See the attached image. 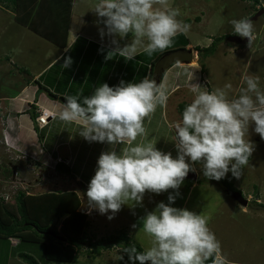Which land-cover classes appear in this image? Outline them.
I'll list each match as a JSON object with an SVG mask.
<instances>
[{
  "label": "clouds",
  "instance_id": "obj_1",
  "mask_svg": "<svg viewBox=\"0 0 264 264\" xmlns=\"http://www.w3.org/2000/svg\"><path fill=\"white\" fill-rule=\"evenodd\" d=\"M94 12L103 19L107 29L106 33L100 30L102 38L107 34L123 39L130 33L133 37L123 47L112 39L115 47L108 52L106 60L118 55L131 61L141 45L150 57L157 50L171 47L177 34L187 33L191 27L177 19L179 9L171 7L169 0H98ZM230 23L236 35L247 38L250 47L255 38L253 21L241 18ZM180 63L176 61L177 65ZM71 64L68 58L62 67L68 68ZM245 83L246 88L241 89L240 95L231 99L226 91L231 89V84L212 91L199 84L190 85L194 98L184 108L182 119L173 125L175 158L171 152L157 149L152 142L134 144L137 137L146 134L145 118L166 102L164 84L157 85L148 77L138 83L121 80L114 87L107 83L95 87L93 94L84 96L82 101L79 95L65 97L59 119L80 125L79 136L90 143L125 145L119 151L112 148L100 154L85 193L90 209L101 215L113 213L108 216L111 220L128 201L142 205L146 192L157 195L170 189L176 192L168 196L167 204L158 203L141 218L140 230L151 238V246L144 252H138L133 245L125 247L123 253L131 264H207L208 261L231 264L208 227L206 216L171 205L189 172L196 171V164L201 165L207 180L220 181L229 172L240 179L254 151L252 142L245 139L250 125L255 126L254 132L264 140V91L259 88L258 76L249 75ZM43 110L51 112L47 109L40 112ZM33 123L41 129L49 121L40 126L36 115ZM5 130L1 138L7 134ZM41 148L44 149L43 145ZM53 158V167L59 162L66 164L60 156ZM17 243L10 242L13 246Z\"/></svg>",
  "mask_w": 264,
  "mask_h": 264
},
{
  "label": "rangeland",
  "instance_id": "obj_2",
  "mask_svg": "<svg viewBox=\"0 0 264 264\" xmlns=\"http://www.w3.org/2000/svg\"><path fill=\"white\" fill-rule=\"evenodd\" d=\"M97 2L98 0H74V16H81L87 22L82 31L83 37L79 38L77 46H94V44H89L84 39L85 37H91L92 40L102 45H113L111 41L114 38L122 44V47L130 43L133 38L131 33L123 39L107 34L103 38L101 37L100 30L104 29L106 33L107 29L103 19L94 12ZM169 4L171 7L179 9L180 15L177 19L191 26L189 31L183 34L193 46L207 47L211 45L212 41H215V50L203 59L205 63L203 79L208 80L206 87L210 88V91L215 88L223 89L226 84H231V89L226 90L229 99L238 97L241 89L246 88L245 78L249 75L259 77V88L264 91V12L259 14L256 20H252L255 38L250 47L247 38L236 35L230 23L234 19L251 17L258 11L255 10L256 8L264 6V0H259L258 4L244 0H169ZM196 16L199 17V20L195 19ZM14 17L15 14L12 11L0 4V24L4 23L5 29L0 28V98L2 99L0 109L3 108L5 95H14L22 87L24 81L28 80V76L19 71L20 65H23L30 73H34L40 67L42 68L58 50L56 45L36 34L27 38V29H22L11 21V19L14 20ZM74 18L76 20V17ZM187 19L190 22L186 21ZM8 26L10 27L8 28ZM2 29L4 30L3 37ZM8 31L13 32L10 39ZM17 31L20 34L16 36ZM73 35L74 30L71 29L69 37L72 38ZM93 35L96 36L93 37ZM142 49V45L138 46L137 51ZM7 60L10 62H6ZM48 74L51 75L52 71H49ZM28 90L32 92L31 88ZM32 90L35 91L34 86ZM172 99L175 100V97ZM28 107L25 106V109ZM2 111L4 109L0 110V113ZM40 114V109H37V117ZM54 117L52 114L48 117V121ZM158 121L157 117H154L150 124L157 126ZM3 123L8 131L4 137L1 138L2 132L0 136V208H15L13 197L17 189H26L27 194H35L50 189H74L76 187L72 185L74 183V180L71 179L73 176L59 175L56 166L53 167L54 158L49 153L46 151L44 152L47 155L40 153L37 137L31 141L29 139L24 143L25 145H21L17 143L15 135H10L7 121H3ZM144 126H146L145 121ZM254 127V125H250L248 136L245 137V139L249 138L254 145V151L248 164L242 169V176L240 179H236L229 172L224 178L248 199L246 205L239 204L232 199L222 184L203 179L199 164L194 165L197 173L196 182L185 179L178 190L179 195L176 196L175 203L171 205L206 216L208 227L220 241L222 252L231 261V264H264V207L261 205H264V140H261L259 135L254 132ZM149 131L150 133L146 131V134L141 136L140 143H153L155 137L156 142L162 140L159 133L163 134L164 132H155L153 127H150ZM68 139H70L69 136ZM167 141L169 140L167 139ZM137 142L136 140L134 144ZM55 146L57 153L66 158L69 149L58 147L59 145L56 144ZM162 151L165 150L162 149ZM176 155L177 153L172 154L173 158ZM7 168L11 169V175L6 173ZM193 182L195 185L191 186ZM170 194L176 195V192L171 189L159 195L146 192L142 205L128 201L119 212L114 214V218L111 220L108 219V216H112L113 213L108 212L101 215L98 211L90 209L87 205V198H83L80 208L88 212V221L90 222L86 232L89 237L94 238L126 234L129 236L130 242L139 245L144 252L151 246V238L140 230L142 228L141 218L147 212L153 211L158 203L167 204ZM34 207L62 208V202L56 197H45L40 204H34ZM133 224L137 225L135 229L132 228ZM58 230H60L59 226ZM16 238L18 237H8L12 244L19 242ZM1 242L8 243L7 239L1 240ZM32 245L33 253L41 257L42 249L39 244L33 243ZM47 249L53 250V246ZM117 249L118 246L113 245L95 258L82 253L73 263L44 261V264H128L124 258L120 259L121 256H118L120 254L117 253ZM57 251L59 248L56 253ZM1 252L4 253L2 249ZM19 252H31L19 249L12 254L13 258L19 259L17 264H24L25 261L18 256Z\"/></svg>",
  "mask_w": 264,
  "mask_h": 264
},
{
  "label": "trees",
  "instance_id": "obj_3",
  "mask_svg": "<svg viewBox=\"0 0 264 264\" xmlns=\"http://www.w3.org/2000/svg\"><path fill=\"white\" fill-rule=\"evenodd\" d=\"M244 1H252L255 4L259 3V0ZM0 4L12 11L15 14V20L33 33L43 37L58 47L64 48L67 46L73 0H0ZM259 9H264V6H260L255 10ZM195 19L199 20V17L196 16ZM186 21L189 22V19ZM217 41H219L218 38ZM188 43V38L185 37L183 33H179L174 38L171 47L163 51L157 50L150 57L142 50L138 52L131 61H126L123 57L118 55L113 56L111 60H106L105 57L111 50L104 46H98V50L87 49V51H78L74 46L76 52L78 54L80 53L82 56L81 61H79V72L77 75H74L76 78L85 75L88 81H86L87 83L85 82L86 84L81 91L78 86H76L77 84H71V88L69 86L67 90L69 91L67 95H62L53 92L46 85L40 83L39 80H34L33 82L37 85V91H43L49 98L58 99L63 104L65 103V97L69 95H79L81 101L84 96L92 95L95 88L93 87L92 89L90 80L95 81L97 84L106 83V78H108L110 72L111 75L107 82L109 87L117 86L121 80L126 83H138L144 77L155 80L157 85H159L165 70L169 66L178 61L179 58H190L191 49L186 46ZM215 45V41H212L211 45L207 47H199L198 45L193 47L200 55L199 64L202 72L205 70L203 59L206 58V55L215 50ZM19 71L28 75L25 69L21 68ZM65 86V83L60 84L62 89L65 88ZM90 89H92L91 92H89ZM187 105V102H180L177 105V110L181 119L183 110ZM35 112L36 111H31L30 114L33 121L36 117ZM34 128L37 131L38 138L44 140V137L46 138V126L39 129L36 124H34ZM56 170L61 175L72 177L78 174L77 172L80 169L65 164L64 162H59L56 164ZM6 173L11 175V169L7 168ZM203 179L207 180L204 176ZM208 181L220 183L228 191L236 190L225 179H221L220 181ZM16 191L13 197L15 208L0 209V235L5 238L18 237L17 239L20 243H24V240H28L39 244L42 249L41 256H45V262L73 263L77 261L78 256L82 253L86 256L95 258L102 255V253L111 246L117 245V253L120 254L117 255L123 256L128 264H131L128 260V256L123 253V249L133 245L137 248L138 252H143V249L139 245L130 242V238L126 234L102 236L99 238L89 237L86 232V229L90 225L88 214L85 212L79 213L80 200L75 192H68V190H65L67 192H63L64 190L62 189H50L46 192H42L41 194L44 197L43 200L45 197H56L62 202V208L51 209L48 219L41 217V220H38L33 216L32 210H30V202L26 201L27 190L17 189ZM30 195L34 194H29L28 196ZM261 205L264 207L263 204ZM58 226L60 230H58ZM73 229L74 231H72ZM119 236L120 238H118ZM51 246H53V250H48L47 248ZM58 248L59 251L57 253L52 252L58 250ZM18 256L21 257L26 264H42L41 260L29 253L19 252ZM207 264H211V261H208Z\"/></svg>",
  "mask_w": 264,
  "mask_h": 264
},
{
  "label": "crops",
  "instance_id": "obj_4",
  "mask_svg": "<svg viewBox=\"0 0 264 264\" xmlns=\"http://www.w3.org/2000/svg\"><path fill=\"white\" fill-rule=\"evenodd\" d=\"M73 7H74V0H73V5H72V11H71L70 26L68 30V34H69L71 29H73L74 35L72 38H70L68 35L67 46L64 48L56 46L58 50L54 52L55 55L51 57L47 61V63L44 64L42 68L40 67L34 73L33 72L30 73L27 69H25L23 65H20V68L18 69H21V68L25 69L28 72L27 76L29 80L24 81L22 87L18 91L19 93L17 92L14 95L2 94V95H5L6 97L3 100L4 104H3L2 109H4V111H2L0 114V136H1V132L3 133V130H5V125L3 121L6 118V121L9 127V133L12 136L14 135L16 136L17 143L21 145H25L24 143L26 141H29V139L31 141V139H33L34 137L35 138L37 137L36 138L38 139L37 141L41 143L40 147H42L43 145V148L49 154H52L53 157L56 155L60 156L63 158L66 164L72 165L75 168L78 167L80 169L77 172L78 174L73 175V178H71L72 180H74V183L71 181L73 183L72 185H75L76 187L74 189H62V190H64L63 192H67L65 190H68V192H75L76 195L79 196V200L81 203L83 198H87L85 195L87 191V186L90 183L91 178L95 174V170H96L95 166H97V160L100 154L104 151H109L112 148H115L118 151L119 148H122L125 145H109L107 143H98V142L90 143L86 141L84 138L78 135V132L80 131V125L76 123H66L59 119V113L62 110L63 103H61L58 99L49 98L46 95V93L43 91H37L36 84L33 82L34 80H39L40 83H42L43 85H46L53 92H56L57 94H62V95H67V93L69 92L67 90L69 89V86L71 84L73 85L77 84L76 86H78L79 90L81 91L83 86H85V84L88 81L85 75L79 76V78L75 77V75H77L79 72V61H81V58H82L81 54L80 53L78 54L76 52V48L78 51H87V49L98 50V46H104L110 50L114 49L115 45H110V44L102 45L98 43L97 41L92 40L91 37L90 38L85 37L84 39L88 41L89 44H94V46H77L79 42V38L83 37L82 31L84 30L85 25H87V22H85L84 18L82 19L81 16H74ZM74 17H76V20ZM73 18H74V21L72 20ZM11 21L18 24L22 29H27V38H29L30 35H32L31 37L35 35V33L30 31L27 27L22 26L20 23H18L15 20V18L14 20L11 19ZM9 27L10 26H8V28ZM0 28L4 29V23L0 24ZM3 29L1 33L2 37H3V31L5 30ZM12 34L13 32L8 31L9 39L12 37ZM18 34H20L19 31L16 32V36ZM95 36L96 35H93V37ZM74 46L76 48H74ZM119 46L122 47V44L119 43ZM186 46L187 48L191 49V53H190L191 56H189L190 58H187V59L179 58L178 60L181 62L179 65H177L175 62L174 64L169 66L165 70L161 78V81L159 83V84H164L165 86V92L167 96L166 102L161 105H158L155 112L151 114L149 117L145 118L146 131L150 133L149 128L153 127V130L155 132H160V131L164 132L163 134L159 133V137H161L162 139L161 141L156 142V137L154 141L152 139L150 140L153 141L154 144L156 143L157 149L161 151L162 149H164L165 151L163 152H171L172 154L177 153L175 149V145H174L175 129L173 128V125L175 122L181 120L180 114L177 110V105L180 102H187L188 104L191 103L195 95L190 90L191 84L193 83L199 84L202 87H206V85H208V80L206 78L203 79L204 72L201 71V66L199 64L198 51L193 48L194 46L190 42ZM138 52L140 51H137V53ZM68 58H71L72 64L68 68H63L62 65L64 64L65 60ZM6 62L9 63L10 60H7ZM49 69L50 71H52L51 75L48 74ZM177 73H179V75H177ZM190 74H193V75H190ZM110 75H111V72L109 73L108 78H106V81H105L106 83L108 82ZM203 80H206V81L204 82ZM90 82L92 85L91 86L92 89L93 87L95 88V87H98L104 84V83L97 84L93 80H90ZM63 83H65L66 86L65 88L62 89V87H60V84H63ZM33 86L35 87V91L32 90ZM29 88H31L32 92H29L28 90ZM92 89H90L89 92H91ZM208 90L210 91V88H208ZM24 91H26V93H24ZM173 97H175V100L172 99ZM178 98L182 100H179ZM1 100L2 99L0 98V101ZM25 106H29V107L25 109ZM37 109H40V110L47 109L49 111H52L55 116L53 119L49 120V124L46 126L47 127V130L45 132L46 138L44 137V140L38 138L37 132L34 128L33 120L31 119V115H30L31 111H36ZM154 117H157V119L159 120L157 123V126L150 124ZM68 136L70 137V139H68ZM167 139L169 141H167ZM141 140H142L141 137H137V141H138L137 143H140ZM55 144L59 145L58 147L60 146L61 148L67 147L69 149L68 155L67 156L65 155L66 158L61 156V154L59 155L57 153ZM196 180H193V181L196 182ZM194 182L193 184L191 183V186L195 185ZM82 189L84 190V192ZM77 192H79V194ZM29 194L31 193L27 194L26 201L30 202V210H32L33 216L36 219L41 220V217L48 219V216L51 213V209H59V208H35L34 204H40L43 201L44 197L42 196L41 193H35L34 195H30L29 196L30 198H28ZM29 202H28V206H29ZM79 209H80L79 213L86 212L82 208H80V205H79ZM86 213L88 214V212ZM0 239L3 241L7 239L8 241V243L4 244V242H1L0 240V264H17V261H19V259L13 258L12 254L14 252H17L19 249L28 250L29 252H31L29 254L35 256L36 258L41 260L42 264H44L45 256L43 255L40 257L38 255H35L31 249L33 247L32 244L35 242L24 240L23 241L24 243L19 242L15 246H13L10 244V241L8 238H5L2 235H0ZM1 249L4 251V253L1 252ZM53 252L56 253V251H53ZM24 264L26 263L24 262Z\"/></svg>",
  "mask_w": 264,
  "mask_h": 264
},
{
  "label": "water",
  "instance_id": "obj_5",
  "mask_svg": "<svg viewBox=\"0 0 264 264\" xmlns=\"http://www.w3.org/2000/svg\"><path fill=\"white\" fill-rule=\"evenodd\" d=\"M262 12H264V9L258 10L256 13H254L248 19L256 20L257 16L259 14H261ZM196 178H197V173L196 172H189L188 176L186 177V179H191V180H196ZM228 193L231 196V198L234 199L239 204H242V205H246L247 204L248 199L245 198L243 196V194L241 192H239L238 190H231V191L229 190Z\"/></svg>",
  "mask_w": 264,
  "mask_h": 264
},
{
  "label": "built area",
  "instance_id": "obj_6",
  "mask_svg": "<svg viewBox=\"0 0 264 264\" xmlns=\"http://www.w3.org/2000/svg\"><path fill=\"white\" fill-rule=\"evenodd\" d=\"M49 115L52 116L51 112L43 110L41 114L37 117V122L40 126L47 124ZM40 153H43V149L40 147Z\"/></svg>",
  "mask_w": 264,
  "mask_h": 264
}]
</instances>
